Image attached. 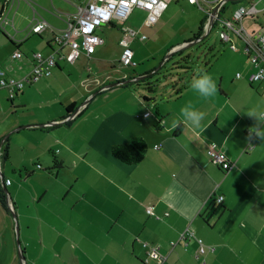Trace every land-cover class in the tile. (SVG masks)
Segmentation results:
<instances>
[{"label": "crops", "instance_id": "0c3cea01", "mask_svg": "<svg viewBox=\"0 0 264 264\" xmlns=\"http://www.w3.org/2000/svg\"><path fill=\"white\" fill-rule=\"evenodd\" d=\"M14 1L16 6L7 9L9 16L15 9L14 26L6 27L11 39L0 30V68L22 78L30 72L37 51L50 54L56 48L50 30L33 34L31 26L41 19L63 29L76 5L63 0L71 10L60 0H49L52 9H48V0H33L44 11L42 16L31 8L33 1ZM250 1L254 0L236 2ZM255 1L259 11L250 16L253 31L246 17L242 22L249 32L264 34V0ZM5 3L0 0V14ZM230 9L232 13L235 7ZM207 22L205 14L199 32L202 28L205 32ZM105 45L106 41L91 57L83 54L86 60H103ZM67 48L49 77L27 85L13 99L0 88V144L6 137L0 174L11 180L12 204L10 209L2 198L0 181V264H20L13 213L26 264H202L195 258L197 242L179 241L187 227L215 247L205 255L208 264H264V140L254 134L249 139L257 121L247 115L251 110L264 111V83L248 81L252 68L242 48L240 80L212 75L218 90L207 100L192 85L174 95L181 86L177 83L166 104L149 95H143L150 100L145 102L126 84L101 90L80 105V99L110 82L150 73H139L136 67L124 73L116 67L118 57L112 62L114 71L95 73L84 90L55 92V83L72 64L69 57L79 55L68 48L66 58ZM18 50L23 57L15 59L12 55ZM63 92L71 95L65 98ZM189 102L205 113L203 131L188 123L172 127L174 121L183 120L180 110ZM151 103L153 109L148 107ZM70 105L75 106L71 113ZM50 123L54 125L34 126ZM133 138L145 140L148 150L139 164L126 165L112 156L111 148ZM210 143L234 163L227 172L211 160ZM220 195L223 201L218 203ZM149 207L155 215L147 212ZM174 241L178 242L172 247ZM152 247L155 254L149 253Z\"/></svg>", "mask_w": 264, "mask_h": 264}, {"label": "rangeland", "instance_id": "374dc122", "mask_svg": "<svg viewBox=\"0 0 264 264\" xmlns=\"http://www.w3.org/2000/svg\"><path fill=\"white\" fill-rule=\"evenodd\" d=\"M60 2L65 8L73 9L70 4V6L65 5L67 2L63 0H60ZM16 3L17 1H14L15 6ZM35 3L36 2H30L31 8L34 7L39 14L45 16L44 11ZM169 3V7L161 15L159 22L153 26L145 24L146 13L143 10L135 9L126 22L114 19L112 21L113 26L104 25L98 27L97 34L106 41V45L100 53L101 59L103 60L97 62L94 60L87 61L83 53H79L78 56L69 57L67 55L69 49H65V56L66 58L69 57L68 62H72V64L65 67L64 75L55 83L54 91L60 93L63 89L68 90L72 88V90H75L81 87L80 90H84L87 88L86 83H91V81L95 80L97 77L94 75L95 73L100 72L99 74L104 75L109 71H114L112 70V62L114 61L113 59L121 55L120 48H122V46L119 45V40L123 36V30L129 34L131 42L130 47L134 51V59L138 64V66H136L137 72L140 73L145 70L148 71L147 73L153 71L160 72L149 80L152 87L155 89L154 91L148 90L143 84L136 85L135 82L129 83V87L132 88L138 97L142 96V100L145 96L149 95L154 96L157 103L166 104L169 95L174 91L172 86L175 80L178 81V85L187 83L191 86L195 79L205 73L210 76L222 74L225 77V81L231 82L232 80H240L237 78V74L242 73L239 57L244 56L240 54V41H238L236 37L231 36L238 48L237 51L231 49L228 43L224 44L219 36L221 28L219 23L206 37L199 40L194 45L177 50L166 60L169 52L173 50L174 47L191 39L195 40L194 37L199 32L200 24L205 15L204 11L186 0H173ZM228 4L229 9L225 11L223 15H230V8H236L240 5L238 2H229ZM49 5L50 3L48 0L46 6L48 9H52L51 5L50 7ZM14 14L15 9L13 8L10 17L12 18ZM29 15L32 17L30 8ZM18 18L19 15H16L15 22H19ZM246 18L245 23L249 31H253L252 28H250L251 26H249V23L252 21L251 17L246 16ZM131 31L135 32L130 33ZM0 34L3 36L2 32ZM142 34H145L147 39H140L139 36ZM204 34L205 32L203 35ZM187 56H189V59H183ZM129 69L130 68H124L123 72L129 71ZM119 73H121V71ZM89 78L91 79L88 80ZM98 79L101 78L99 77ZM219 80L220 78H218V83ZM63 93L66 96L65 98L71 95L70 92L68 94L65 92ZM46 94L56 95L50 91H47ZM87 99H80L78 105L87 101ZM60 101L61 100H58L57 102ZM148 107L153 109V103L149 104ZM54 108L56 109L55 105ZM8 191L10 193L9 188ZM11 239L13 246H15L14 238L11 237Z\"/></svg>", "mask_w": 264, "mask_h": 264}, {"label": "built area", "instance_id": "2783aa9c", "mask_svg": "<svg viewBox=\"0 0 264 264\" xmlns=\"http://www.w3.org/2000/svg\"><path fill=\"white\" fill-rule=\"evenodd\" d=\"M76 5V11L68 17L67 26L63 29L53 28L45 20H38L31 26L30 33L41 34L46 30H50L53 34V44L56 46L50 54H44L37 51L34 54L33 65L24 77L15 78L9 76L4 68H0V88L9 91L10 98L13 99L16 93L24 89L42 77H49L54 67L57 65L58 59L62 57V49L70 48L77 55L83 53L91 57L96 48L105 43L104 38L97 34V28L112 24L114 19L126 22L135 9H141L146 13L145 24L153 26L158 23L162 13L167 8L168 0H66ZM193 3L199 9L204 11L207 17V28L211 16L214 22L221 25L219 36L223 41L230 42L231 49L237 51L238 48L233 42L231 36L237 38L241 42L242 51L249 58L251 72L248 75L250 83H264V34H253L249 32L243 25L242 20L246 16H254L258 13L256 1H250L240 4L231 13L229 17L221 16V11L229 0H187ZM14 5V0H6L5 9L0 14V30L8 37L7 26H14L13 19L9 16L7 9ZM135 32V31H134ZM131 31L130 33H134ZM140 39H147L145 34L139 36ZM11 39V37H10ZM130 37L128 32L123 30V36L119 40L122 46V52L119 57L117 66L120 69L135 68L138 64L134 59V51L130 47ZM15 59L23 57L21 51H16L12 55ZM239 74V75H238ZM237 74V78L242 77L241 73ZM208 154L211 160L220 168L227 172L234 166L226 154L220 150L215 143L208 146ZM7 187L11 185L10 179H4ZM218 203L223 201V196L216 198ZM147 212L155 215L152 208H148ZM159 218V216H157ZM194 239L198 244L195 258L202 264H207L205 255L208 252H214L215 247L207 245L201 238L195 236V231L191 227H187L180 235L179 241L186 245L188 241ZM178 241L171 242L174 247ZM145 246L147 244H144ZM156 248L152 247L149 253L155 254Z\"/></svg>", "mask_w": 264, "mask_h": 264}, {"label": "trees", "instance_id": "16d2710c", "mask_svg": "<svg viewBox=\"0 0 264 264\" xmlns=\"http://www.w3.org/2000/svg\"><path fill=\"white\" fill-rule=\"evenodd\" d=\"M224 8L222 9L223 11H221V16H224L223 15L224 14V10H225ZM217 25H218V22L215 21L214 24H213V27L209 31V33H211L213 31L214 27L217 26ZM203 33H204V30L202 28L200 30V32L197 33V35H195L194 38L195 39L199 38L200 36L203 35ZM189 41H192V39L189 40ZM189 41H186V42H189ZM221 41L224 44L228 43L229 45H231L230 42L223 41L222 39H221ZM183 59H185V60L189 59V56H187V57H185ZM206 65H207V63H206ZM159 73H160L159 71L152 72L151 76H149L148 78H144L142 80L136 81L135 83H136V85L143 84L144 86H146L147 89H149L150 91H153L154 88L152 87L151 83L149 82V79L153 78L154 76L158 75ZM177 83L178 82H174L173 83V86H172L173 89L176 88ZM188 86L189 85L187 83H183L178 90L174 91V95L179 96L182 93V91H184ZM126 87H129V84H127ZM144 101L145 102H149L150 100L148 98H144ZM74 107H75L74 105H70L67 108V111L68 112L72 111V108H74ZM156 115H158V114H156ZM155 127L158 128V129L160 128V120H159V118L156 120ZM177 130L179 131V129H177ZM177 130H176V132H177ZM147 150H148V146H147L145 140H143L142 138H133L130 142L114 145L111 148V154H112V156L115 159H117L121 163H124L126 165H136V164H139L145 158ZM55 164H56V162H55ZM1 193H2V198L5 199L4 191L1 190Z\"/></svg>", "mask_w": 264, "mask_h": 264}, {"label": "clouds", "instance_id": "9594fccd", "mask_svg": "<svg viewBox=\"0 0 264 264\" xmlns=\"http://www.w3.org/2000/svg\"><path fill=\"white\" fill-rule=\"evenodd\" d=\"M239 75V74H238ZM193 89L204 99H209L214 97L217 93V85L213 78L205 73L200 75L197 79L193 81ZM180 114L183 117L182 121H174L172 124L173 128H177L181 123H188L196 129L203 131L202 121L205 117V113L196 110L191 102L186 104L181 108ZM250 117H254L257 121V125L249 130V139H251L254 134L261 140H264V128L259 127L260 124H264V111L251 110L247 113Z\"/></svg>", "mask_w": 264, "mask_h": 264}, {"label": "water", "instance_id": "95a60500", "mask_svg": "<svg viewBox=\"0 0 264 264\" xmlns=\"http://www.w3.org/2000/svg\"><path fill=\"white\" fill-rule=\"evenodd\" d=\"M229 1L230 2H236V1H239V0H229ZM213 24H214V17L211 16L210 21H209V26L205 30V34L204 35L200 36L199 38H197L195 40H192V41H189V42H185L184 44H181L180 46H177V47L173 48V50H171L169 52V55L167 56L166 60L172 54H174L177 50H180V49L186 48L188 46L194 45L196 42H198L199 40L203 39L206 35H208L209 31L213 27ZM151 74L152 73H150V74H148L146 76L145 75L144 76H137V77H133V78H130V79H127V80L118 81V82H115V83H111L109 85H106L104 88H102V89L96 91L95 93H93L92 96H90L87 99L86 103H89L92 100V98L95 95H97L101 90H105V89H108V88H112V87H116V86H121V85H126V84H129V83H132V82H136V81L142 80L144 78H148L149 76H151ZM52 125H54V123H50V124H46V125L45 124H40V125H34V126L43 127V126H52ZM18 129H20V128H18ZM5 139H6V137L4 138V140L0 144V150H1V147H2ZM0 181H1L2 189H3L4 193H5V197H6V201L8 203V206H9L10 209H12V204L10 203L11 202V200H10V193L8 191V187L4 183V176L2 174H0ZM13 217H14V221H15V224H16V242H17V246H18V256H19L20 264H26V259L24 257V254H23V251H22V247H21V243H20L18 222H17L16 215L14 213H13Z\"/></svg>", "mask_w": 264, "mask_h": 264}]
</instances>
